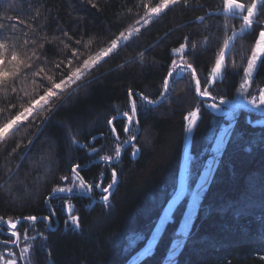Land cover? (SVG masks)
I'll return each mask as SVG.
<instances>
[{"label":"trees","instance_id":"trees-1","mask_svg":"<svg viewBox=\"0 0 264 264\" xmlns=\"http://www.w3.org/2000/svg\"><path fill=\"white\" fill-rule=\"evenodd\" d=\"M43 2L48 4V0ZM97 2L100 5L99 12L92 9L86 0H51L49 6L53 8L52 15L56 20L50 23L48 33L51 35L59 25L77 38L81 34L92 33L98 41H106L110 33H115L120 27L125 6L132 5L128 0ZM200 2L207 5V10H215L221 0ZM26 4L27 0H0V9H9L11 6L15 11H23ZM201 14L202 10L180 8L169 12L161 22L152 27L151 32H145L137 41L139 48L123 50L120 59L99 70L104 74L102 79L81 89L56 114L37 148L41 145L47 148L52 139L63 144L64 128L61 125H64L71 127L73 133H81L77 138L82 144L89 143L91 136H97L94 144L97 148L103 146L101 155H114L116 141L109 135L105 120L128 111L130 88L149 95L151 99H158L163 77L167 74L171 61H180L181 54L173 53L172 49L178 47L187 34L197 33L194 39L199 38L203 26L192 21ZM81 18H86V23L82 21L77 25L76 20ZM44 23L41 20V24ZM206 23L212 25L214 35L221 40L224 38L223 32H216L217 21L214 18ZM232 23L237 27L239 25L238 21ZM186 24L188 26L183 27ZM166 33L170 34L165 38ZM250 43L247 36L242 40L238 39L236 51H240L241 44L247 48ZM149 48L142 64L137 60L135 64H127L114 70L117 65L124 64L138 52ZM215 48L216 43L213 42L206 51L201 49L194 54H188L190 50H186L183 54L184 59L192 63L202 84L209 77L213 66ZM47 56L50 60L57 59L56 49L52 47ZM228 72L222 81L214 82L212 87L218 95L232 97L238 89L241 77L231 68ZM260 79H264V69L260 70L257 81ZM173 87L174 91L158 106L150 111L140 112L139 133L134 142L141 149L140 155L133 158L132 148L128 147L123 150L119 162L112 163V167L117 170L119 183L113 188L114 195L110 197L111 209L99 203L101 193L94 190L89 196L74 195L68 200L74 206V214L81 218L82 232L65 228L67 213L62 211L65 201L61 199L51 202L56 210V216L51 220V229L46 221H36L34 228L31 222L21 221L18 229L29 228V235L42 233L47 237L46 241L38 237L35 242L32 264H168L166 247L171 244L163 234L161 239L165 241L164 244L157 241L150 255L137 258L148 244L154 222L158 221L178 186L186 127L184 115L199 106L200 98L195 94L190 73H184ZM137 103L139 104V100ZM222 107L224 112L229 110V107ZM216 117L225 124L230 122L219 113L201 109V119L190 142V155L194 158L200 157L211 148L213 134L208 141L205 139ZM261 118H264V114L247 109L241 108L236 113L234 138L226 147L211 183L202 194L197 216L194 217V235L182 254L176 258L178 264H264V124L256 123L264 120ZM125 122L124 119L114 121L121 141L127 138L123 132ZM136 130L133 128V133ZM32 131L34 129L21 130L18 137L30 136ZM247 148L252 150L247 151ZM64 156L62 161L57 157L54 169L66 167L67 158L75 157V162L84 165L82 174L87 180H98L99 174L104 172V185L110 182L111 168L96 161L98 157L95 155L76 146H65ZM206 158L205 155L200 160L194 159L190 162L187 179L190 189H195ZM38 159L39 153L34 149L20 165L11 184L0 189V216L22 218L29 215H49V206L44 203L43 197L48 195L50 187L36 183V178L41 175L34 163ZM19 162L18 156L8 166L15 169ZM4 164L5 157L0 154V166ZM60 174L63 173L54 172L56 177ZM6 177L7 173L0 171V183ZM52 182L53 176L50 175L48 183ZM9 189H12L11 196ZM161 201H164L162 205ZM190 204L189 192L177 205L182 211L177 214L174 210L171 227L166 225L169 237L179 229L183 221V211ZM241 208L245 211L237 215V210ZM41 244L45 246L41 248Z\"/></svg>","mask_w":264,"mask_h":264},{"label":"snow or ice","instance_id":"snow-or-ice-1","mask_svg":"<svg viewBox=\"0 0 264 264\" xmlns=\"http://www.w3.org/2000/svg\"><path fill=\"white\" fill-rule=\"evenodd\" d=\"M50 3L51 0H48V4L43 0H27L23 11H15L11 6L9 9H0V154L5 157V164L0 166V171L7 173L4 182L0 183V189L11 184L19 172L20 165L34 149L39 153V159L34 163L38 166L37 171L41 173L36 178V183L50 187L48 195L43 197L44 203L49 206L48 216L29 215L22 218L0 216V235L4 237L0 239V264H32L35 242L38 237L45 241L47 237L42 233L29 235V228L21 232L18 225L23 220L31 222L34 228L38 220L49 221L48 228L51 229V220L56 216V210L51 206V202L55 199L65 201L62 207V211L67 213L65 228L73 232H82V227L81 218L74 214V206L68 203L72 196H89L96 190L101 193L99 203L111 209L110 197L114 195L112 189L119 183L117 170L112 167V163L118 162L122 149L126 150L128 147L132 148L133 158L140 155L141 149L134 142L138 138L141 110L150 111L163 102L174 91L173 86L177 80L187 72L194 81V91L200 101L199 106L184 115L186 133L191 134L197 128L202 108L218 112L230 122L225 124L220 120L214 121L213 127L210 128V132L213 133L212 146L200 157L194 158L189 155L186 144V165L189 161L200 160L206 155L203 170L198 176L195 189H190L187 179L182 180L179 187L174 189V195L167 201L163 214L159 215L158 222H154L151 239L144 249L143 255L148 256L157 241L164 244L165 241L161 239L163 234L171 244L170 247H166L168 264H178L176 258L182 254L194 235V217L197 216L202 194L211 183L226 147L234 138L233 124L236 113L241 108H248L250 111L264 114V79L257 81L260 70L264 69V0H221L215 10H207V5L200 0H128L132 6H125L120 27L115 33H110L106 41H98L92 33H84L77 38L59 25L50 35L48 28L50 23L56 20L52 15L53 8L49 6ZM86 3L97 12L100 11L97 0H86ZM177 8L203 11V14L195 16L192 21L203 26L202 34L198 39H194L197 33L187 34L179 46L172 49L173 53L181 54L180 61L176 59L171 61L168 72L163 77L158 99H151L149 95L130 88L128 111L105 120L109 135L116 141L114 155H101L103 146L97 148L94 144L97 136H91L89 143L82 144L77 138L81 133L79 131L73 133L71 127L64 125H61L64 128L63 144L52 139L47 148L43 145L37 148L56 114L69 104L81 89L103 78L104 74L99 70L120 59L123 50L139 48L137 41L144 33L151 32L155 24ZM213 18L217 21L216 32L225 34L222 40L212 33V25L206 23ZM41 20L45 23L41 24ZM82 21L86 23V18L77 19L76 24L79 25ZM232 21H238V27ZM187 26L186 24L183 27ZM168 34L170 33L165 34V38ZM245 36L249 37L251 43L247 48L241 44L240 51L237 52L236 42ZM213 42L216 43V48L213 49V66L209 77L202 84L192 63L184 59L183 54L186 50H190L188 54H194L201 49L206 51ZM52 47L56 49L58 57L54 60L47 56ZM147 51H150V48L138 52L124 64L117 65L114 70L127 64H135L137 60L142 64ZM229 68L241 77L237 89L239 97L235 103H229L225 95H218L212 87L214 82L222 81L229 74ZM225 104L229 105L227 112L221 109V105ZM120 119L126 121L123 132L127 138L123 141L120 140L114 123ZM256 123L264 124V120H258ZM133 128L137 129L136 133H133ZM29 129H34L30 136L18 137L21 130ZM65 146H76L98 157L100 162L111 168L110 182L104 185V172L99 174L98 180L91 182L87 180L82 174L84 165L75 162V157L67 158L66 167L54 169L57 157L61 161L65 159ZM18 156L20 162L15 169L9 167L10 161ZM56 171L63 174L56 177L54 175ZM50 175L53 176L51 184L48 183ZM11 191L12 189H9V196ZM189 192L191 204L183 211V221L179 229L169 237L166 225L171 227L170 221L173 220L174 210L177 214L182 211L177 205ZM163 203L164 201H161V205ZM244 211V208L238 209L236 214L241 215ZM44 246L40 245L41 248Z\"/></svg>","mask_w":264,"mask_h":264},{"label":"rangeland","instance_id":"rangeland-1","mask_svg":"<svg viewBox=\"0 0 264 264\" xmlns=\"http://www.w3.org/2000/svg\"><path fill=\"white\" fill-rule=\"evenodd\" d=\"M239 87V86H238ZM238 97H239V93H238V91H236V93H235V95L234 96H232V97H225V99H227L228 101H229V103H235L236 101H237V99H238ZM221 109L223 110V111H225V109H223V107L221 106ZM261 119H264V118H261ZM217 120V117L216 118H214V121H216ZM186 128V127H185ZM209 132H210V130H209ZM208 132V133H209ZM192 134L193 133H191V134H188V133H186V131H185V135H184V141H183V151H182V166H181V170H180V173H179V178H178V186H177V188L179 187V185H180V182L182 181V180H184V179H188V174H189V170H190V161L187 163V165H186V162H185V146H186V144H187V146H188V154L190 155L191 154V152H190V142H191V137H192ZM213 133L212 132H210L207 136H206V139H205V141H208V138L212 135ZM172 198V197H171ZM170 198V199H171ZM167 206V204L165 205V207ZM163 214V211H162V213H161V215ZM158 222V221H157ZM150 239H151V237H150ZM149 239V240H150ZM149 242V241H148ZM147 246H148V244H147ZM146 246V247H147ZM145 247V248H146ZM144 248V249H145ZM144 249H143V251L141 252V255L137 258V259H139L141 256H143V253H144ZM136 259V260H137ZM130 264H133V262H131Z\"/></svg>","mask_w":264,"mask_h":264},{"label":"water","instance_id":"water-1","mask_svg":"<svg viewBox=\"0 0 264 264\" xmlns=\"http://www.w3.org/2000/svg\"><path fill=\"white\" fill-rule=\"evenodd\" d=\"M193 83H194V81H193ZM221 106H225V107H229V105L228 104H225V105H221ZM242 109H247V110H249L248 108H242ZM213 111V110H212ZM213 112H215V111H213ZM254 112H257V113H260V114H262L261 112H259V111H254ZM215 113H218V112H215ZM116 116V115H115ZM136 132H137V130H136ZM123 150L124 149H122V151H121V156H122V153H123ZM121 158V157H120ZM120 160V159H119ZM96 161H99V159H97ZM119 162V161H118ZM118 162H113V163H118ZM112 192H113V189H112Z\"/></svg>","mask_w":264,"mask_h":264},{"label":"flooded vegetation","instance_id":"flooded-vegetation-1","mask_svg":"<svg viewBox=\"0 0 264 264\" xmlns=\"http://www.w3.org/2000/svg\"><path fill=\"white\" fill-rule=\"evenodd\" d=\"M191 162V161H190ZM65 216H67V214L65 215ZM66 219H67V217H66ZM47 222V224H49V221H46ZM57 224V226H58V223H56ZM20 230V229H19ZM21 232L23 231V230H20ZM1 237H0V239H3L4 237L2 236V235H0Z\"/></svg>","mask_w":264,"mask_h":264}]
</instances>
